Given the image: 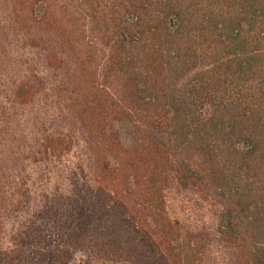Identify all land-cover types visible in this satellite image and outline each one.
<instances>
[{
	"label": "trees",
	"instance_id": "16d2710c",
	"mask_svg": "<svg viewBox=\"0 0 264 264\" xmlns=\"http://www.w3.org/2000/svg\"><path fill=\"white\" fill-rule=\"evenodd\" d=\"M221 242L264 264V0H0V264H216Z\"/></svg>",
	"mask_w": 264,
	"mask_h": 264
},
{
	"label": "rangeland",
	"instance_id": "374dc122",
	"mask_svg": "<svg viewBox=\"0 0 264 264\" xmlns=\"http://www.w3.org/2000/svg\"><path fill=\"white\" fill-rule=\"evenodd\" d=\"M169 198L170 211L183 225L200 232H212L215 229V207L202 200L196 193L174 189ZM226 247L225 242L215 246L211 258L217 260L216 264H231L233 254Z\"/></svg>",
	"mask_w": 264,
	"mask_h": 264
}]
</instances>
